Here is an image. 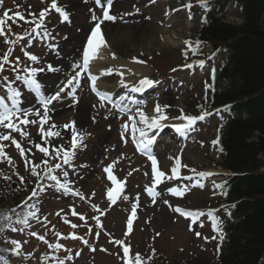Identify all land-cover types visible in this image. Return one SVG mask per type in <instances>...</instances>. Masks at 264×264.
Returning <instances> with one entry per match:
<instances>
[{
	"label": "rangeland",
	"instance_id": "374dc122",
	"mask_svg": "<svg viewBox=\"0 0 264 264\" xmlns=\"http://www.w3.org/2000/svg\"><path fill=\"white\" fill-rule=\"evenodd\" d=\"M85 1L57 0V5L69 14V20L64 21L61 14L51 8V0H0V19L5 21L2 26L3 35H0V63L4 65L3 71H0V96L5 97L10 107L12 104L7 98L8 84L29 99L37 100L39 96V93H35L23 81L16 79L18 74L24 75L29 68H44L51 74L47 90L44 88V71L38 72L36 76L38 82L43 85L45 96L54 95L66 84L67 78L75 74L71 72L70 67L62 64L60 59H63L65 50L74 48L75 35L80 31L82 38L76 42V64L81 63V48L86 47L88 31L92 25L94 27L95 22L85 26L87 28H80V20L72 15L78 12V6ZM188 2L113 0L110 15L114 16L115 20L107 22L116 25L115 29L119 30L121 36L126 35L127 31L135 32L138 36L135 49L126 54L125 58L128 61H143L151 66L147 78L157 83L147 88L148 93L142 95L141 92L146 89L130 91L142 77L128 80L121 76L118 70L113 69L111 75H104L103 79L99 80L101 87H97L100 90L121 87L125 94L136 93L139 107L135 111H129L133 105L131 101L121 103L123 109H120L116 96H113L110 102H101L90 91L87 76L81 73L80 86L74 96L67 95L66 90L58 100L49 105L50 119L44 129L47 132L51 125L55 124L56 129L53 131L59 132V136L42 139L43 133L39 131V123L20 125L25 135L0 127V132L10 133L9 140H0V145H3L0 174L9 180H19L23 191L31 188L32 192L38 183L45 185L43 191L38 190V196L29 200L30 194L23 202L30 205L28 212H36L35 216L29 215L28 224L21 223L24 218L10 220L9 230L0 235V245L8 249L15 247L11 243L12 240L20 242L19 254L10 251L5 264H60L61 260L64 264H127V259H131L132 264H135L137 253L141 255L142 264H160L162 261L183 264L195 260L200 261L197 264H216L215 256L221 240L213 230L208 216L205 215L196 223H192L190 219L173 210L177 205L189 210H213L222 222L226 206L222 200L220 183L228 172L219 165L217 147L213 144L218 134V125L224 120L223 113H209L204 120L197 121L193 130L186 136L171 127L175 117L198 116L203 113L196 109V106L197 102L207 95V67L216 59L211 54L205 59L193 58L185 65H180L183 58L181 51L186 48L184 42H194L202 24L203 13L198 0L191 1L192 19H189V12L182 7ZM178 8L181 10L174 11ZM45 9L47 11L44 25L49 36L40 38L32 32L34 24L31 21L33 14L38 20L40 11ZM102 14L103 9L97 8L95 15L102 17ZM226 21L239 24L241 18L232 12ZM28 33H31V36L27 35ZM105 35L109 39L106 33ZM20 37L22 39L18 40ZM17 40V43H11ZM119 40L124 41L120 37ZM119 46L121 48L123 44ZM26 53L37 56L38 60H30ZM5 55L8 56V61L3 60ZM200 61H204L203 66ZM49 65L55 71H49ZM12 66H15L18 72L12 71ZM106 69L107 65L100 70ZM5 76L8 81L3 80ZM24 99L25 107L18 105L20 109L32 108L34 113L39 107L43 114L42 105L38 102L33 104L23 97ZM157 104L169 118L163 122L165 126L162 130L149 131V135L155 137L150 151L157 158V168L171 174L170 170L175 166V160L172 158L175 157H180L181 164L187 167L181 168L180 179L156 186V191L161 194L153 202L145 191V187L151 186L154 180L151 161L147 155L137 150L130 128L125 130L123 124L128 122L131 125L129 116H134L137 110H143L148 116L157 115L154 111ZM81 110L86 113L81 114ZM60 112L63 113L54 116ZM80 114L82 118L87 119L84 124L74 120V116L79 117ZM28 119L39 120L34 114L29 115ZM73 121L75 131L82 136V140L79 137L77 139L72 165H65L55 173L64 181L63 170L69 172L67 181L71 191H67L60 189L51 180L38 181L31 175V167L46 158L36 147L38 143L41 147H48L50 153L61 145L64 148L71 146ZM138 123L140 128L145 127L139 121ZM66 124L69 125L68 128L64 127ZM12 139L20 144V149L11 143ZM48 159L50 164L62 163L61 159ZM109 165L112 166V174L117 180L124 182V193L118 197L115 204L107 199V189L115 188V184L108 179V174L104 171ZM43 167L41 164L37 171L42 173ZM190 169L212 172L215 175L205 179L203 187H193V181L183 179V176L192 175ZM176 185H188L189 191L183 197H177L165 190ZM137 194L139 201L136 217L129 232L127 220L131 217L132 204L137 203ZM123 195H127L129 199L124 200ZM12 196H16V193L7 184L0 183V205L3 209H13L14 206L10 203ZM165 201H169L171 207ZM94 205L97 207L94 208ZM73 209L78 215L72 214ZM201 222L203 227L199 226ZM196 232L201 235L197 236ZM40 236L45 239H39ZM204 237L209 239L205 240ZM83 240H87L88 244H84ZM117 240H122L123 245L116 244ZM56 243L62 244L63 247H49L50 244ZM124 246L129 247L127 259L123 254ZM69 255L72 256L71 260L67 259ZM52 256L57 259L53 260ZM149 256L152 257L150 261L147 259Z\"/></svg>",
	"mask_w": 264,
	"mask_h": 264
},
{
	"label": "trees",
	"instance_id": "16d2710c",
	"mask_svg": "<svg viewBox=\"0 0 264 264\" xmlns=\"http://www.w3.org/2000/svg\"><path fill=\"white\" fill-rule=\"evenodd\" d=\"M209 8L206 13L201 8L207 22L194 38L201 41L198 52L181 53L182 63L205 57L209 47L218 57L207 72V84H212L215 70V88L206 87L207 95L196 106L203 113L220 108L225 114L216 147L219 165L230 174L220 184L226 203L220 224L225 238L215 260L216 264H264V0H209ZM233 10L241 18L239 24L226 21ZM2 181L11 182L0 174ZM11 188L18 193V185ZM12 199L18 203L21 196ZM4 231L0 219V235ZM7 251L0 245V264H5Z\"/></svg>",
	"mask_w": 264,
	"mask_h": 264
},
{
	"label": "snow or ice",
	"instance_id": "6c2138e0",
	"mask_svg": "<svg viewBox=\"0 0 264 264\" xmlns=\"http://www.w3.org/2000/svg\"><path fill=\"white\" fill-rule=\"evenodd\" d=\"M94 2L97 7L103 9V14H102V17H97L95 15V9L90 10L93 13L92 20L95 22V25H94V28L91 30L90 37L87 40V45L83 49L82 62L71 66L75 74L67 78L66 84L63 87H61L58 91H56L54 95H48V96H45L43 92V85L40 82H38V80L36 79L37 73L45 71L44 68L32 67V68H29L24 75L18 74L16 79L23 81V83H25L31 90H34L35 93H39V96H37V102L43 106V109H44L43 114H41V110L39 107L35 109L34 113H33L32 108L20 109L18 107V103L23 102V100L21 99L22 93L18 89L13 88L11 84H8L7 85V92H8L7 98L11 100L12 106L10 107L8 103H6V99L4 96H0V106H2V110H0V127H3L5 129H11L12 131L20 132L22 135H25V133L22 132L20 125H28V124L35 125L39 123L40 124L39 131L40 133H43L42 139L59 136L60 135L59 132L53 131V129L56 128L55 124H52L47 132H45V129H44V125L47 124V122L50 119L48 115L49 105L53 101L58 100L61 96V93L65 92L66 90H67V95L74 96L77 88H79L80 86V81L82 79L81 73H84L87 76V78L90 80L92 90L96 93V95L99 97L101 102H105L110 98L111 94L108 91L100 90L97 87V81L101 76L111 75L113 72V69L109 68V69L103 70L99 73V75H97V74H94L90 70V63L94 59L98 58L102 47L106 46L104 37L102 35L101 25L105 21L115 20V17L110 15V9H111L113 0H94ZM198 4L204 10L205 13L210 10L209 0H198ZM182 7L189 12V19H192L191 9L193 7V4L191 3V0H189V2L186 3L185 5H182ZM51 8L55 9L57 13L61 14L64 21L69 20V14L62 7H59L57 5V0H51ZM180 10L181 9L178 8V9H175L174 11H180ZM46 11L47 9L40 11L38 20L33 14V19L31 23L34 24V27L32 29V32L35 33L36 37L45 38L49 36V32L46 26L44 25V18H45ZM17 15H19V13H17ZM202 20L203 22H207V16L206 15L202 16ZM4 23L5 21L3 19H0V35H3L2 26ZM41 29H43V31H40ZM27 35L31 36V33H28ZM19 39H22V37L18 38V40ZM18 40L12 41L11 43H17ZM184 43L186 45L185 55L187 56L188 51H191L193 53L198 52L201 41L197 40L193 42L191 40H187ZM26 55H28L30 60L32 61L38 60V57L35 55H32L30 53H26ZM16 59L19 60L18 57ZM3 60L8 61V56L5 55L3 57ZM137 62L144 63L143 61H137ZM203 63L204 61H200L201 66H203ZM3 67H4L3 63H0V71H3ZM48 70L55 71V69L52 68L51 65L48 66ZM12 71L18 72V69L15 66H12ZM120 75L123 76V73L121 72ZM3 80L8 81V77L7 76L3 77ZM212 80H213V83L206 84V87L214 90L215 70H213V73H212ZM156 83H157L156 81H153L150 78L144 77L137 82L133 90L141 91L142 89H147L149 87L154 86ZM165 107H168V106H165ZM154 111L155 113H157V115L148 116L143 110H138L139 122L145 126L144 128H140L138 126L137 120L134 116H129L131 125H129L128 122H125L123 124V128L125 130H128L130 128L132 139L136 143L137 150L147 155L149 160L151 161L152 171L154 173V180L151 186L145 187V191L153 199V202L155 201L156 197H158L161 194L160 192L156 191V186L161 185L165 183L166 181H173V180L180 179L182 177L181 168L187 167V165L181 164L180 157H175V158H172L175 160V166L171 168L170 170L171 174H168L165 171H162L157 168V158L150 151L151 146L155 142V137L150 136L149 131L150 130H162V127L165 126L163 125V122L168 120L169 118L167 115L164 114L159 104L156 105ZM33 114L36 117H38L39 120L37 119L29 120L28 119L29 115H33ZM207 115L208 113L206 112L198 116L181 115V116L174 118L175 120L180 121V122L172 124L171 127H173L177 133H180L181 135L186 136L190 131L193 130L195 123L197 121L204 120ZM71 123L73 125V131L71 135V146L69 148H64V146L61 145L60 147L54 149L52 153H50L48 147H41L40 144L38 143L36 147L39 149L41 153L44 154L46 158L43 159L40 163L33 164L31 167V175L36 177L38 181H44L45 179L51 180L60 189L67 190V191H71L69 182L67 181L69 172L67 170H63L62 175L65 178L64 181H61L60 177L56 175L55 173L57 169H63L65 165H68V166L72 165V159L75 156V150L77 148V139L79 137L82 140V136L75 131V128H74L75 122L73 121ZM64 127L68 128L69 125L66 124L64 125ZM9 138H10V133L4 134L0 132V140L7 141L9 140ZM11 143L15 144L18 149L21 148L20 144L15 139H12ZM217 143H219L218 139L216 141H213V144H217ZM21 151L23 150L21 149ZM2 153H3V145H0V154ZM48 157H51L52 160L61 159L62 163L57 162L55 164H50V160L48 159ZM9 163H11L10 158H9ZM41 164H43L44 166L42 173L37 171L41 167ZM104 171L108 174V179L111 180L113 184H115V188L110 187L107 189V199L111 203L115 204L118 197H120L124 193V182L121 180H117V178L112 174L111 165L106 167ZM190 171L192 175L183 176V179L188 180V181H193V184H192L193 187L195 186L203 187V181L207 179L208 177L215 175V173H212V172L197 171L196 169H190ZM145 175H147V173H145ZM20 179L23 180V177H21ZM44 189H45V185H43L42 183H38L36 187L32 190L31 196L28 199L30 200L32 199V197L38 196V190L43 191ZM165 190L174 196L183 197L186 194V192L189 191V186L188 185H176V186L168 187ZM76 194L79 195V193H76ZM123 199L128 200L129 197L127 195H123ZM135 199L137 203L132 204L131 217L127 220V227H128L129 232L132 230L133 219L136 217V210H137L138 201H139V194L136 195ZM165 203L169 204V206L171 207L169 201H165ZM93 207L96 208L97 206L94 205ZM173 210L174 212L182 215L184 218L190 219L192 223H196L199 220V218L207 215L209 220L211 221L213 230L216 233H218L219 239L222 241L223 232L221 228L219 227L221 222L219 218L215 215L213 210H209L208 212H205L202 210H189L179 205L175 206ZM11 211H14V210H11ZM30 214L32 216H35L36 212L33 211ZM72 214L78 215L74 209L72 211ZM101 215H103V212H101ZM0 219H10V214H0ZM96 220H97V223H99L98 217L96 218ZM28 222L29 221L27 218H24L21 221V223L23 224H28ZM199 226L203 227V223L201 222ZM73 227H75V225H73ZM195 234L197 236L201 235L200 232H196ZM32 235L35 236L37 234L32 233ZM97 235L99 234L97 233ZM215 238L217 237H213V239ZM39 239L44 240L45 238L43 236H40ZM80 239H83V238L80 237ZM204 239L208 240L209 238L204 237ZM11 243L15 247L12 249H9V251L19 254L20 242L16 240H12ZM83 243L88 244V241L83 240ZM115 243L118 245H123L124 242L122 240H117L115 241ZM49 247L54 248V249H60L63 247V245L60 243H56V244H50ZM123 254H124V258L127 259L129 257V247L128 246H124ZM153 254H154V250H153ZM77 255H79V253H77ZM51 258L53 260L57 259L55 256H52ZM151 258L152 257L149 256L147 259L150 261ZM2 259L3 258H0V260ZM67 259L71 260L72 256L69 255ZM60 264H64V261L61 260ZM127 264H132L131 259H127ZM135 264H142V258L139 253L135 255Z\"/></svg>",
	"mask_w": 264,
	"mask_h": 264
},
{
	"label": "bare ground",
	"instance_id": "6f19581e",
	"mask_svg": "<svg viewBox=\"0 0 264 264\" xmlns=\"http://www.w3.org/2000/svg\"><path fill=\"white\" fill-rule=\"evenodd\" d=\"M76 1H78V0H74V2H76ZM89 1H90V3H89ZM91 2H92V4H91ZM94 3L95 2L93 0H86L84 3H81L78 6V8H79L78 12L76 14L72 15L74 18L80 20V26H81L80 28H84L85 26H89V24L93 21L92 20L93 13L90 10L95 9V11H96V6ZM115 27H117V26L113 25L111 23H108L107 21H105L101 25L102 35L104 37L106 46L102 47V49L100 51V55L98 56V58L91 61L90 70H94L93 73L99 75V73L102 71L100 69L103 68L105 65H107L108 69L109 68L116 69L119 71V73L122 72L124 78L128 79V80L132 79L133 77H138V78L139 77L140 78L141 77L142 78L147 77L149 75V71H150L148 69H150L149 67H151V66L147 65L146 63H137L135 60L128 61L125 58L126 54H128L131 50L135 49V43L138 39V36L135 34V32H132V31H127L126 35L121 36L119 33V30L115 29ZM85 28H87V27H85ZM92 28H93V25L90 27L88 33L91 32L90 30H92ZM78 32L79 33L77 35H75V38H74V41H75L74 48L65 50L62 54L63 59H60L62 64L71 68L72 73H74V70L71 66L76 64V61H77L76 42H79V40L82 38L80 31H78ZM105 33L109 36V39L106 38ZM119 37L124 41H120ZM85 40L86 39H84V41ZM119 42H121V43H119ZM121 44H123L124 47L121 46V48H120L119 45H121ZM128 45H129V47H128ZM82 54H83V48H81V51H80L81 62H82ZM43 75H44V88L47 90L50 86L48 78L51 76V74L45 70L43 72ZM101 79H103V76H101L98 79V81ZM97 84H98V86H100L101 85L100 81ZM51 85H53V84H51ZM104 89H107V88H104ZM107 90L113 91L111 88H109ZM23 97L26 98L27 100L33 102V104L37 102V100L29 99L26 96H22L21 97L22 100H23ZM25 102H26V100L24 99L23 102L18 103V105L25 107ZM62 113L63 112H60L58 114H55L54 116H58ZM80 113L85 114L86 112H84V110L83 111L81 110ZM81 114L79 115V117L75 115L74 120H76V122H78L79 124H84L87 119L85 120L84 118H82ZM134 117L136 118V120L139 119V112L138 111L136 114H134ZM138 121L139 120H137V123H138ZM172 122L178 123L180 121H177L174 119V120H172ZM79 124H78V126H79Z\"/></svg>",
	"mask_w": 264,
	"mask_h": 264
}]
</instances>
